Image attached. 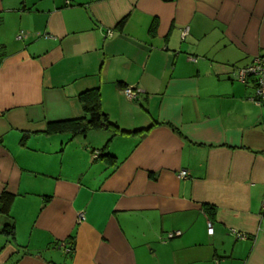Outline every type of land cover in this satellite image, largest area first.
Segmentation results:
<instances>
[{"label": "crops", "instance_id": "crops-1", "mask_svg": "<svg viewBox=\"0 0 264 264\" xmlns=\"http://www.w3.org/2000/svg\"><path fill=\"white\" fill-rule=\"evenodd\" d=\"M257 57L264 0H0V264H264Z\"/></svg>", "mask_w": 264, "mask_h": 264}, {"label": "trees", "instance_id": "trees-1", "mask_svg": "<svg viewBox=\"0 0 264 264\" xmlns=\"http://www.w3.org/2000/svg\"><path fill=\"white\" fill-rule=\"evenodd\" d=\"M122 24L123 21H121L119 27L122 26ZM79 99L81 103V108L85 113V117L77 120L59 122L58 123V125L60 126V127L58 126L59 128H62V126H64L65 129L70 130L73 133V135L85 134L90 130L100 129V128H106V129L110 128L112 130H115V132H117L116 127L107 120L105 114L101 111L100 95L98 89H92L82 93L79 96ZM12 199L13 197L10 194H7L5 192L1 194L0 214L2 216L5 217L9 216V207L11 205ZM13 231H14V227L12 224L5 225L3 229V232L6 233L9 237L13 236ZM71 252L72 249H70V252L66 254H70Z\"/></svg>", "mask_w": 264, "mask_h": 264}, {"label": "built area", "instance_id": "built-area-1", "mask_svg": "<svg viewBox=\"0 0 264 264\" xmlns=\"http://www.w3.org/2000/svg\"><path fill=\"white\" fill-rule=\"evenodd\" d=\"M187 30H184L182 35L183 37L186 35ZM112 32H109V34L107 35L108 37H112ZM20 39V36L18 37ZM236 77L237 80L239 82H246L249 80H252L254 82L255 85V94L252 98V101L257 105V106H262L264 105V57H257L253 60V62L248 65L245 68H241L237 70L236 73ZM141 93L140 89H134L132 87L129 88H125L123 89V94L125 95V97L129 100H132L134 98H136V96ZM100 154L98 153H94V158L96 159L97 157H99ZM188 176V173L186 171H181L178 173L177 177L179 179H186ZM262 209L264 210V196L262 199V204H261ZM84 221V217L82 214H79L78 216V222H82ZM213 233V229L211 224H208L207 226V234L208 235H212ZM232 235H234L235 240H246L247 236L237 232L236 230H231ZM181 236V232H171L168 233L166 235V241L171 240L173 238L179 237ZM59 248H63L65 253H69L70 249L67 247H64L63 244H59L58 245Z\"/></svg>", "mask_w": 264, "mask_h": 264}]
</instances>
